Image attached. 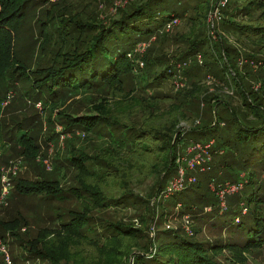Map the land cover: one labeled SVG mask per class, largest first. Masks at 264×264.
<instances>
[{
    "label": "trees",
    "instance_id": "16d2710c",
    "mask_svg": "<svg viewBox=\"0 0 264 264\" xmlns=\"http://www.w3.org/2000/svg\"><path fill=\"white\" fill-rule=\"evenodd\" d=\"M96 1L67 9L47 0H0V146L13 143L18 156L32 165L39 159L41 166L34 165L42 168L47 152L41 151L39 138L45 134L55 148L50 172L63 180L60 185L41 174L13 179L18 194L42 196L57 206L50 225L35 237L21 241L20 219L12 222L8 236L19 246L25 243L26 260L43 264H245L243 254L264 243V217L257 210L264 182L259 177L247 193L251 174L240 178L230 166L242 159L243 168L252 154L258 161L259 147H264V0H193L189 14L175 10L168 0H134L125 9L116 7V16L103 17ZM183 16L192 31L169 37L164 28ZM24 38L30 66L20 53ZM151 38L154 44L145 43ZM164 43H173L176 54L165 52ZM181 43L185 46L179 49ZM205 78L212 91L203 85ZM9 92L15 95L14 109L12 103L3 106ZM78 94H89L83 115L75 102L68 103ZM228 95L236 101L227 100ZM36 105L43 106L44 123L25 113ZM6 112H12L9 119ZM184 120L193 122L187 134L179 126ZM188 147L194 148L190 155ZM228 153H233L229 162L224 157ZM197 155L194 171L188 163ZM213 159L216 168L227 171L225 178L216 180L212 191L200 183L192 191L188 177L209 172ZM259 164L263 168L264 158ZM181 165L193 171H186L173 189ZM153 176L151 192H133V179ZM173 176L177 178L170 181ZM215 179L210 175L209 182ZM227 186L236 188V194L222 215L231 219L223 223L240 230L243 244L200 241L192 226L165 225L170 213L160 215V205L166 199L178 207L172 215L183 220L193 208L226 204L217 192ZM250 205L251 216L243 221ZM128 208L135 215L124 221L120 213ZM190 229L192 233L186 231ZM83 244L97 254L83 259L77 250ZM225 250L234 262L219 259Z\"/></svg>",
    "mask_w": 264,
    "mask_h": 264
},
{
    "label": "rangeland",
    "instance_id": "374dc122",
    "mask_svg": "<svg viewBox=\"0 0 264 264\" xmlns=\"http://www.w3.org/2000/svg\"><path fill=\"white\" fill-rule=\"evenodd\" d=\"M81 1H90V0H47L48 4H54L57 5L59 4V7L61 6H67V9H74L75 8V3H80ZM136 2L140 3L144 0H135ZM169 2H174L175 4L172 5V8L178 9L177 11L183 12L186 9V12L189 14L192 10V4H194L193 0H180L182 2V5H178L177 0H168ZM211 1V0H210ZM97 2V8L99 10L100 17H103L104 14L107 16H116V13L118 10H116V7L118 9H125L126 5L129 2H134V0H100L96 1ZM185 12V13H186ZM180 18V19H179ZM175 19V23L170 25V28H167V26L164 28L165 32L170 33L169 37H174V36H179V35H187L189 32L192 31L190 21L189 19L186 20L185 16L179 17ZM231 38V41L235 43V46L239 48V45L234 36H229ZM178 42V41H177ZM148 45L154 44V38H151L150 40L146 41ZM28 45V41L26 38L23 39V46L20 48V53L21 55L26 58V62L28 66H30V61L32 60V57L26 56L27 49H25V46ZM159 45V43H158ZM161 46V45H160ZM185 46L184 43L179 44V49L183 48ZM147 47L146 44H144L141 47L140 51H144L145 48ZM161 48L165 50V52L169 53V55H175L178 50L175 49V45L173 43L166 44L164 43ZM178 49V48H177ZM148 50V48H147ZM36 51V50H35ZM34 51V52H35ZM142 57V56H141ZM243 59V58H242ZM240 59V61H244ZM143 59L138 60V64H141ZM181 65L179 63L177 67ZM176 67V68H177ZM182 67H185L182 65ZM185 78V76H184ZM209 78H205L203 81V85L210 86L211 83L209 84ZM172 89L173 92H176L175 90V85H176V80L173 81L172 83ZM188 85V84H186ZM165 91L167 89H164ZM213 90V86H210V91ZM179 91V90H178ZM11 92V91H10ZM9 92V97L6 101V104L3 106L5 107L9 103L13 102V97L15 96L14 94H11ZM225 92H227L225 90ZM228 92L229 89H228ZM231 94V93H229ZM89 97V94L83 95V94H78L77 96L73 98L68 99V103H74L75 110L79 115H83L86 112V107L83 104V101L85 99L87 100ZM234 98L233 96L228 95L227 100L232 101ZM235 99V98H234ZM82 101V102H81ZM236 100L232 101L235 102ZM15 103L11 104V109L15 108ZM19 110V109H17ZM26 114L31 113L36 116V120L41 123V119H43L44 123V113H43V106L41 105H36L32 106L30 109H24ZM207 110V109H205ZM5 113L4 112L1 116V119H3ZM12 112L8 113L6 112L5 115L6 119L10 118V114ZM17 114V112H15ZM180 129L184 131L185 134H187L190 130H192L193 122L192 121H181L180 122ZM60 126L56 127L57 130L59 131ZM45 134H43L39 138V144L41 146V151H46L47 152V157L44 159V164L42 165V168H45V173H43L42 168H38L35 163L40 165L39 159H36L33 162V165L30 162L31 160H28L22 156H18V146L12 145L13 143H8L7 145L1 147L0 146V264H5V256L8 257L9 261L12 262V264H43L39 261H30L26 260V253L23 251L25 241L27 239H31L35 237L37 234L38 229L49 226L50 225V220L49 218L53 216L52 212L53 209L57 206L56 203L53 202H48L45 201V199L41 197H29L18 194L17 191L13 190L12 188V181L13 179L17 178H24V179H34L36 176L39 177L38 175L41 174V178L47 179V180H58L60 185L63 183V180L59 179L57 177V174L54 172H50L53 169V154H54V145L53 143H49L45 139ZM186 137V135H185ZM188 137V136H187ZM14 142V141H12ZM61 145V143H59ZM11 146H14L15 150H11ZM186 146V145H185ZM192 148L188 147L186 149L187 154H192L194 150H191ZM261 158L257 161V158L252 154L250 158H246L247 162L245 166L242 168V159L241 160H235L231 163L230 168L234 171L235 174H239L240 178L247 179L248 175L251 174V180H252V185L250 187H245L244 191L249 193L251 191V187H256V184L258 182V178L261 177L262 180L261 182H264V166L259 164V162L264 158V147H259ZM226 154V153H225ZM203 155V154H202ZM224 156V155H223ZM240 158H243V153H239ZM182 155L180 156L181 159ZM225 159H227V162L233 157V153H228L226 156H224ZM214 159H219L220 161L223 160V157L221 156H216ZM214 159L212 160V169L206 173L204 172H199V173H192L190 175L191 178L188 177L187 183L186 184H192L191 187H194V189L191 188V190H196L197 188V183H200L202 186H208L209 189L211 190L212 186L216 187L217 181H222V178H225L226 170L224 168H216V164L214 165ZM182 162L184 163L183 158L181 159ZM244 161V160H243ZM195 165H193V170L195 169ZM223 166V162L221 163L220 167ZM215 167V169H213ZM183 171V174L188 171L189 173L193 170H188L184 168V165H181V168L179 170ZM213 170V172H212ZM49 171V172H48ZM195 171V170H194ZM216 172V173H215ZM215 173V174H213ZM210 175L212 177H215L214 182H209ZM177 178L176 176H173L170 181L174 180ZM157 176L153 177H147L145 178L142 182H140L139 179L137 180H132L131 181V189L133 190L134 193H136L138 196H144L146 193L151 192L152 187L154 186L156 182ZM169 181V182H170ZM242 181V180H241ZM129 184V183H128ZM184 183L183 187L186 185ZM258 185V184H257ZM228 188L230 186H227ZM190 188L186 191V195H190ZM185 191V190H184ZM182 191V192H184ZM212 191V190H211ZM254 191V189H253ZM6 192V193H5ZM243 192V191H241ZM240 192V193H241ZM259 192V191H258ZM257 192V193H258ZM5 193V194H3ZM218 193V192H217ZM185 194V193H184ZM233 194V195H232ZM235 194L232 191L229 194L224 195L225 197V202L226 204L221 205V203L218 205V208H209L203 207L201 210L198 208H193L192 210L188 211L186 215H189L190 218L184 217L183 220L181 217H176L174 214H177L178 212V207H173L172 205L169 204V199H166L164 202H162V205H160V215L164 213V211L170 213L166 217V221L164 222L165 225H170L173 229L178 228L179 226L182 227V225L188 226V229L191 228L196 232L194 233L195 238L199 239L200 241H207V242H213V241H219V243L222 244H228V243H234L242 241L241 243L243 244L246 239L239 237L238 234H240V230L237 231L235 230L234 227L225 226L223 223L224 220H230L231 215H228L225 217L223 215V211L227 210L228 206L227 203L231 202L235 198ZM195 194H193L191 197H193ZM238 195V194H237ZM211 194H209V197ZM219 196V195H218ZM223 198L221 199L222 202ZM263 201L262 203H259V206L257 207V210H261L263 213L264 217V191H263V196L261 198ZM165 203V204H164ZM252 206L250 205L248 208V213L246 216H242V220L244 221L247 216H251V211H252ZM221 207V209H220ZM212 209V210H211ZM218 210V213L216 212ZM233 210V209H231ZM133 210L131 208H128L127 211H123L120 213V217L124 221H129L134 218L135 213L132 212ZM213 211V212H212ZM172 212L174 213L172 215ZM217 213V215L215 214ZM214 214V215H213ZM105 215V213H104ZM20 219V220H19ZM19 220L18 225L22 227L21 233L22 237L24 238L23 240L21 239L22 245L19 246L20 242L15 243L12 238L8 236V232L13 229L12 222ZM161 218L158 219L157 222V228L159 229L160 227V222ZM135 225H138V221L136 219L133 220ZM188 221V222H187ZM24 222H26V225H24ZM53 226L57 227V223H55ZM165 227V226H164ZM231 227V228H230ZM186 231H191L186 230ZM242 235V234H241ZM26 247V246H25ZM79 254L83 259H90L94 255H96V251L91 248L87 244L81 245L78 249ZM244 257L246 258V263L245 264H264V243L261 245V247L257 248H251L248 251H246L245 254H243ZM226 258V259H224ZM219 259L221 261H227L229 262H234V259L231 257V253L225 250L223 253V257L220 256Z\"/></svg>",
    "mask_w": 264,
    "mask_h": 264
},
{
    "label": "built area",
    "instance_id": "2783aa9c",
    "mask_svg": "<svg viewBox=\"0 0 264 264\" xmlns=\"http://www.w3.org/2000/svg\"><path fill=\"white\" fill-rule=\"evenodd\" d=\"M140 65H142V63ZM195 148H198L199 150L204 152V148H202L200 146H197ZM191 150H194V148H192ZM199 159H200V155L195 156L191 161H189L188 166L191 168L195 164L198 165L199 164ZM207 160H208V158H207ZM179 174H180L179 179H176L174 181L173 185H172L173 189H177L180 186V184H181V178L183 177V171L181 169L179 170ZM235 190H236V188H234V187L233 188L225 187V189L218 191L217 195H219L218 196L219 199H222V198H224V195L229 194L231 191L234 192ZM5 193H3V194H5ZM4 261H5V264H11V261H9L7 256H5Z\"/></svg>",
    "mask_w": 264,
    "mask_h": 264
}]
</instances>
